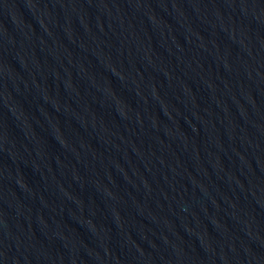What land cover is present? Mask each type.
I'll return each instance as SVG.
<instances>
[{
  "label": "water",
  "instance_id": "water-1",
  "mask_svg": "<svg viewBox=\"0 0 264 264\" xmlns=\"http://www.w3.org/2000/svg\"><path fill=\"white\" fill-rule=\"evenodd\" d=\"M33 264H264V0H46Z\"/></svg>",
  "mask_w": 264,
  "mask_h": 264
}]
</instances>
